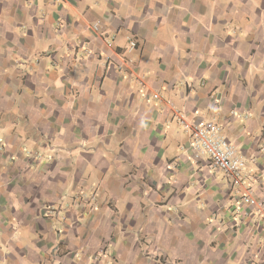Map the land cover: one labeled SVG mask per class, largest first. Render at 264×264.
Instances as JSON below:
<instances>
[{
  "label": "crops",
  "instance_id": "1",
  "mask_svg": "<svg viewBox=\"0 0 264 264\" xmlns=\"http://www.w3.org/2000/svg\"><path fill=\"white\" fill-rule=\"evenodd\" d=\"M23 20L47 38L59 20L76 42L13 46ZM17 49L34 63L8 72ZM12 104L19 116L0 125V262L87 263L112 241L116 263L233 264L239 251L212 246L237 241L250 247L243 262L264 264V0H0V110ZM175 110L220 124L260 208L193 152ZM34 133L76 151L73 165L62 152L30 171ZM77 162L95 169L101 202L78 220L81 205L61 210L85 182ZM147 240L166 255L146 258Z\"/></svg>",
  "mask_w": 264,
  "mask_h": 264
},
{
  "label": "rangeland",
  "instance_id": "2",
  "mask_svg": "<svg viewBox=\"0 0 264 264\" xmlns=\"http://www.w3.org/2000/svg\"><path fill=\"white\" fill-rule=\"evenodd\" d=\"M53 11L56 9V6H49ZM43 13H42V9L40 7H36V11H35V15L34 18H37L39 20V18H43ZM31 24H34L31 22ZM62 23L59 22V20L54 21L51 24H48V28H50V32L51 35L47 38V37H40L37 34L36 31V35H35V31H31V29L28 28L29 25H27V22L23 20V22H19L17 23V25H15L13 27V35H14V39L15 42L13 43V46H24L26 47H30V44H33L32 46H35L34 48L37 47V49H39L41 46L44 45H48V47H53L52 45L57 44L56 46H58L60 43L62 46H69L66 44H70V43H74L76 41V39H73L70 37V35H66L64 37L60 36V29L62 28L63 25H61ZM38 26V25H37ZM236 25H234L235 27ZM38 29V28H37ZM36 29V30H37ZM28 37L31 38V42L29 41L28 43H26L25 41L28 39ZM24 39V42L22 41ZM18 45V46H17ZM26 47V48H27ZM24 49V51H26L27 49ZM18 50V49H17ZM19 51V50H18ZM17 51L14 50V52L11 51V54L8 56V61H13V65L14 67L12 68L11 65H8V72H13L12 70L14 69L15 71H18L21 73L22 70H27L28 69V63H34L32 56H29L28 54H22L23 51H19L18 53H16ZM34 57V56H33ZM56 54L52 53L48 55V60H47V64H49L50 66H52L55 63V58ZM257 60H259L258 58H256L255 62H257ZM256 66V65H255ZM53 67V66H52ZM12 69V70H11ZM255 73H260L257 70H254ZM18 105H10V107H7L6 109L0 110V125H5V126H10L8 123L4 124L5 119H9L8 116H10L12 119L15 116H19L18 114V109H17ZM18 119V118H15ZM22 120V119H21ZM19 121L20 123V119H18L15 123L17 124V122ZM20 125V124H19ZM5 132V131H4ZM32 136H34L35 138V143L32 146V150L33 151H27L26 152V158L27 160H29L28 163H30V171H33L32 169L36 168L35 165L39 164H47V163H51L50 161H53L55 159H59L60 158V154L62 152H65L66 157H70L69 159V163L73 165V163L76 160V151H70L69 147H67V150H63L58 148L57 146L54 145V142L52 140V137H47L43 134H33ZM5 138L0 137V150L3 151V149H5V142H4ZM37 141H39L37 143ZM43 144L45 145V147L43 146ZM3 148V149H2ZM75 152V153H74ZM106 155H108V152L106 153ZM109 156V155H108ZM107 157V156H106ZM82 164H80L81 166ZM78 165V162L75 163V170L78 171L79 170V179L82 178L83 181L85 182H81V185L77 187V192L75 195L73 194L72 198H63V199H67V200H63V206L61 207V210H64L69 206H72L73 203H77L79 205L82 206L84 211H80L77 214V220L79 218H82L83 215L85 214V211H87L89 213L90 216H92V213L97 211L98 208V204L101 203L99 202V192L96 186V171L94 172V168L91 166V164H83L82 168ZM78 169V170H77ZM92 186V187H91ZM74 193V192H73ZM60 204V203H59ZM58 208V207H57ZM214 218H212V220L209 221V223L213 222ZM138 243H141L142 245V253L143 255L147 256L150 259H157V258H161L163 254L160 250L158 251H150L151 250V241H138ZM113 244L112 241H102L100 242V250H97L95 252V254L93 253L92 255L89 256L88 262L85 263V261L82 260L81 264H123V262H119L116 263V260H114L113 255L111 253V245ZM224 249V247L227 249V253L230 254L233 250L235 251H239L240 255V261L237 260V262L233 263V264H248V262H243V257H245L248 253V251L250 250L249 245H246L244 249H242L241 247L237 246V241H235V243L233 244V242L229 241L228 243L225 244H215V246H212V251L215 252L217 251L219 248ZM1 248V247H0ZM4 248V247H2ZM5 249V248H4ZM82 249L80 251H76L75 254V262L76 263H80V257L81 254L79 252H81ZM159 253V254H158ZM145 256V257H146ZM146 257V258H147ZM164 257V256H163ZM165 260V259H164ZM158 262V261H157ZM0 264H6L3 262H0ZM171 264H183L180 260H174L173 262H171Z\"/></svg>",
  "mask_w": 264,
  "mask_h": 264
},
{
  "label": "built area",
  "instance_id": "3",
  "mask_svg": "<svg viewBox=\"0 0 264 264\" xmlns=\"http://www.w3.org/2000/svg\"><path fill=\"white\" fill-rule=\"evenodd\" d=\"M97 28L95 24L93 29ZM135 45V41L130 39L129 49H133ZM153 97L158 98V95L154 94ZM173 118L188 133L193 152L206 156L212 169L222 172L233 187L243 190L242 202L260 208L262 204L254 190L245 185L246 162L237 155L233 144L223 136L220 124L213 120L191 121L185 113L178 110L174 111Z\"/></svg>",
  "mask_w": 264,
  "mask_h": 264
}]
</instances>
